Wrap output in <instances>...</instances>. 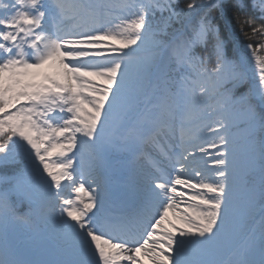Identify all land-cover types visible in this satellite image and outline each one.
<instances>
[{"label": "snow or ice", "instance_id": "obj_1", "mask_svg": "<svg viewBox=\"0 0 264 264\" xmlns=\"http://www.w3.org/2000/svg\"><path fill=\"white\" fill-rule=\"evenodd\" d=\"M0 264H264V0H0Z\"/></svg>", "mask_w": 264, "mask_h": 264}, {"label": "trees", "instance_id": "obj_2", "mask_svg": "<svg viewBox=\"0 0 264 264\" xmlns=\"http://www.w3.org/2000/svg\"><path fill=\"white\" fill-rule=\"evenodd\" d=\"M245 2L248 3L249 0H245ZM246 11H247V14L248 15H256V14L252 13L250 9H248ZM219 22L221 24L222 30L224 29V25H225L226 22L231 25V28H232V34H231V36H234L235 39L240 43L241 46H243L244 44L249 43V42L252 43V44H254V45L258 43L257 40L247 41L245 39V37L239 31V28H238V26L236 24V21L233 18V15H232V13L230 11H226L225 18L224 19H221ZM231 36H230V41H231ZM231 47H232V45H231V42H230V44H229V51H230V53H231ZM65 195H71V194L67 193ZM21 210H23V209H21Z\"/></svg>", "mask_w": 264, "mask_h": 264}]
</instances>
